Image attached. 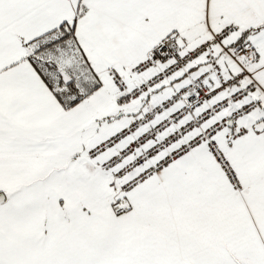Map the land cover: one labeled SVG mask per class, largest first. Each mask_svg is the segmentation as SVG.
I'll return each instance as SVG.
<instances>
[{
  "label": "snow or ice",
  "instance_id": "obj_1",
  "mask_svg": "<svg viewBox=\"0 0 264 264\" xmlns=\"http://www.w3.org/2000/svg\"><path fill=\"white\" fill-rule=\"evenodd\" d=\"M0 264H264V0H0Z\"/></svg>",
  "mask_w": 264,
  "mask_h": 264
}]
</instances>
